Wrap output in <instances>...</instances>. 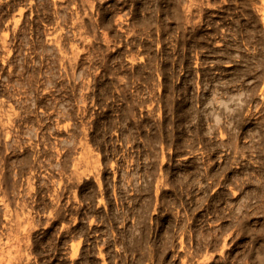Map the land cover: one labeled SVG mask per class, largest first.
<instances>
[{"label":"rangeland","instance_id":"obj_1","mask_svg":"<svg viewBox=\"0 0 264 264\" xmlns=\"http://www.w3.org/2000/svg\"><path fill=\"white\" fill-rule=\"evenodd\" d=\"M0 264H264V0H0Z\"/></svg>","mask_w":264,"mask_h":264}]
</instances>
